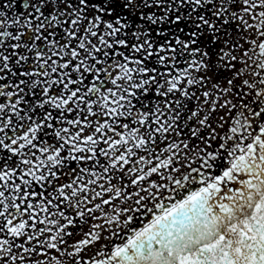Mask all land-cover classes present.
Wrapping results in <instances>:
<instances>
[{
    "label": "snow or ice",
    "instance_id": "1",
    "mask_svg": "<svg viewBox=\"0 0 264 264\" xmlns=\"http://www.w3.org/2000/svg\"><path fill=\"white\" fill-rule=\"evenodd\" d=\"M0 264H264V0H0Z\"/></svg>",
    "mask_w": 264,
    "mask_h": 264
}]
</instances>
